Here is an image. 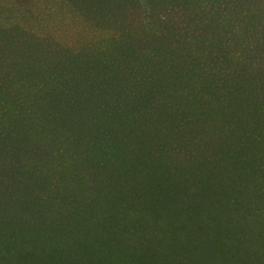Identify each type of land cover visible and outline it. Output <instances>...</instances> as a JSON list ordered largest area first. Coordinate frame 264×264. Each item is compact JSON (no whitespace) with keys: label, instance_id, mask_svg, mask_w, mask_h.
Here are the masks:
<instances>
[{"label":"trees","instance_id":"obj_1","mask_svg":"<svg viewBox=\"0 0 264 264\" xmlns=\"http://www.w3.org/2000/svg\"><path fill=\"white\" fill-rule=\"evenodd\" d=\"M0 264H264V0H0Z\"/></svg>","mask_w":264,"mask_h":264}]
</instances>
